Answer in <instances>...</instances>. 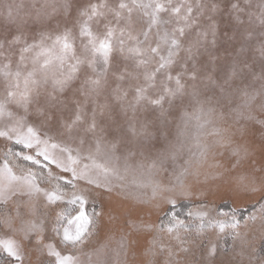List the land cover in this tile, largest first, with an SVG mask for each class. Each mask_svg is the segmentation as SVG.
Returning <instances> with one entry per match:
<instances>
[{"label":"rangeland","instance_id":"rangeland-1","mask_svg":"<svg viewBox=\"0 0 264 264\" xmlns=\"http://www.w3.org/2000/svg\"><path fill=\"white\" fill-rule=\"evenodd\" d=\"M0 264H264V0H0Z\"/></svg>","mask_w":264,"mask_h":264},{"label":"trees","instance_id":"trees-1","mask_svg":"<svg viewBox=\"0 0 264 264\" xmlns=\"http://www.w3.org/2000/svg\"><path fill=\"white\" fill-rule=\"evenodd\" d=\"M1 258H2V256L0 255V262L2 261Z\"/></svg>","mask_w":264,"mask_h":264}]
</instances>
